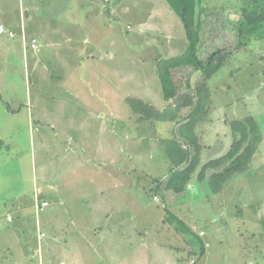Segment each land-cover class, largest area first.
Returning a JSON list of instances; mask_svg holds the SVG:
<instances>
[{"label":"crops","instance_id":"crops-1","mask_svg":"<svg viewBox=\"0 0 264 264\" xmlns=\"http://www.w3.org/2000/svg\"><path fill=\"white\" fill-rule=\"evenodd\" d=\"M139 1L156 4L144 26L155 27L157 40L153 41V47L164 51L163 55L160 51L154 56V81L146 82L144 89L139 90L142 92L139 98L154 102L148 104L160 115L157 119V114L142 117L140 108L129 104L131 97L126 98L128 103L124 104V93H118L124 83L123 64L117 67L116 51L105 50L97 44L99 39H92V29L101 32L112 24L117 26L114 22L118 13L110 8L108 13L105 7L101 8L102 4L108 5L101 0H21L25 5L21 8V23L24 25L34 17L33 27H27L20 35L9 36L15 39V44L9 39L0 41L2 52L8 55L9 48L21 49L22 46L25 52L36 51L28 52L27 61L28 65L36 67L39 78H54L73 91L68 102L57 99L52 109H47L46 115L37 119V125L30 121L34 143L37 147L38 138L40 152L47 155L42 160L45 176L56 183L61 204L67 203V208L58 212L68 214L67 219L46 225L49 238L41 233L36 251L57 250L58 254L65 251L69 264H181L186 258L188 264L192 259L197 260L196 264H204L209 258L210 264H264V131L261 123L255 115L251 117L257 122L261 137L248 170L235 175L221 192L213 193L209 180L221 169H208L203 178L201 172L230 151L234 142V120L243 119L222 117L226 110L223 106H214L208 78L207 108L200 116L179 121L182 116L187 118L192 110L184 97H196V88L204 82L201 72L192 75L191 89L180 87L184 91L175 101L153 100L160 91L164 96L157 61L183 55L188 41L186 32H182V21L171 19L165 0ZM231 2L229 10L222 5L215 6L217 1L214 0H203L198 5L197 19L203 25L202 59L216 50H224L223 67L229 66L238 74L242 67L250 65V76L264 75L263 70L253 69L255 63L264 68V0ZM85 3L94 4L95 12ZM253 3H259L258 7H253ZM259 10L260 23L252 27L247 18ZM220 20L224 28L218 33ZM178 29L183 37L179 36ZM209 30L215 35L214 39L208 38ZM33 40H37L35 48L31 47ZM239 42L243 46L237 47ZM3 57L4 54L0 56ZM240 77L245 82L244 74ZM262 82L264 84V79ZM228 92L224 87L220 93L227 95ZM142 99L138 100L142 102ZM124 106H129L130 113L125 112ZM216 109H221V114L215 113ZM224 123L229 127L224 128ZM145 129L148 134L142 133ZM176 141L182 150L192 154L196 144L201 148L199 163L181 193L160 186L173 170L186 165L178 167L181 155L174 153L180 149ZM236 191L247 199L243 206L232 204ZM38 193L42 194L40 189ZM44 202L48 203L45 200L40 203L36 197L37 211L44 210L41 208ZM13 205L23 207L16 202ZM196 210L202 212L197 220L208 229L193 231L194 226L190 224L197 221L192 219L193 215L196 217ZM228 221H237L239 226L228 232ZM41 222L38 221V226ZM45 236L47 240L42 244ZM11 238L13 242L6 240L1 253L6 255L15 248L23 253L26 243L22 236ZM14 243L18 245L15 247ZM227 243L233 245L228 247Z\"/></svg>","mask_w":264,"mask_h":264},{"label":"rangeland","instance_id":"rangeland-1","mask_svg":"<svg viewBox=\"0 0 264 264\" xmlns=\"http://www.w3.org/2000/svg\"><path fill=\"white\" fill-rule=\"evenodd\" d=\"M214 1H217L215 6L222 5L227 10L231 9V5H233L231 0ZM84 5L89 7V10L93 13L95 12L96 7L94 4L85 3ZM258 5L259 3H253V7H258ZM24 6L21 4V0H0V23L3 24L5 29L14 32L16 35H20V32L27 27L30 29L33 27L34 17L29 21L24 20L27 21L24 25L21 23L20 14L21 11L23 12L21 8ZM155 6L156 4L153 2L149 3L139 0H120L106 6L102 4L101 8L116 10L118 16L114 23H117V26L114 27L112 24L111 27H106L101 32L93 29L91 31L92 39H99L98 45L105 50L116 51L115 65L118 67L123 64L124 83L119 87L118 93H124L125 105L128 103V99L129 104L142 99L139 98L142 94L139 90L144 89L143 85L146 82L154 81V76H156L154 72V56L156 57L160 51V55L164 53V51L160 49L157 51L153 47V41L157 40L155 27L144 26ZM165 6L171 12L170 17L172 20L173 18L180 20L166 0ZM198 12L197 10V16ZM161 13L163 14V9ZM164 14H166L165 11ZM105 16L110 20L108 15ZM221 21H219L220 26L217 28L219 30L218 33H221V29L224 28V22L221 23ZM11 25L13 28H10ZM256 26L257 24L252 25V27ZM95 28L97 27L95 26ZM178 31L179 36L183 37L182 32L185 29H182V32L179 29ZM209 31H207L208 38L214 39L215 35ZM6 39L11 40L15 44V39L10 38L8 34L0 36V41ZM161 39L164 41L163 36ZM207 43L211 42L207 41ZM9 44L14 46L12 43ZM4 46L8 47V44ZM23 48V46L21 49L17 47L10 50L9 48V55L7 52L3 53L0 48V56L4 54V57L0 58V249L3 246L5 247L4 242L6 240L13 242L14 238H11L12 236L21 235V239L26 244L23 246V253L18 248L13 249L10 253L6 252V255L0 251V264H61L62 261L69 264V258L66 257L65 251L62 254H58L57 250H45L41 253L36 251L38 248V236L41 233H48V226L46 227V225H49L51 221L65 220V217L66 219L68 218V214L58 212L67 208V203L61 204V200L57 195L58 188L56 183L53 182L50 176H45V171L42 168L45 164L42 163V160L45 159L43 156L46 157L47 155H42L40 152L38 138L36 147L33 127L30 126L32 125L30 121L37 125V119L46 115L47 109H52V106L58 102L57 99H66L64 101L68 102V96L73 91L69 90L71 88L66 83L56 82L54 78L52 80L47 79V77L39 78L36 67L28 65L27 61V54L31 51L32 53L36 51L30 49L25 52ZM253 62L255 63V60ZM254 65L253 69L264 71V68L260 67L258 63ZM232 70L229 66L222 67L209 79L211 93L214 96V106L216 108L223 106L224 111L226 110V112H222L221 109H216L214 112L218 114L222 112V117L226 115L230 120L235 117L245 120L244 118L248 119L255 115L261 123L262 127L260 128L264 131V88L262 87L264 86L262 82L264 75L260 73L250 76V73H252L250 65L242 67L241 72H238L239 75ZM240 74H244L246 83L240 77ZM184 77L185 75H182V73L178 74L179 86L182 85L180 78ZM53 80L55 81L52 82ZM153 84L156 85L155 82ZM224 87L229 90L227 95L220 93L224 90ZM158 93L157 96H153V100L164 103L166 100L162 92ZM134 97L137 99L133 100L132 98ZM126 98H128L127 103L125 101ZM145 101L143 100L142 102L146 105H149V102L150 104L154 103L151 100L146 101L147 103ZM155 106L159 107L158 105ZM124 107L126 109L125 112L130 113L128 111L129 106ZM155 110L157 111V109ZM155 115V119L160 117L158 112ZM128 116L132 117L131 115ZM237 121L241 120H234V122ZM222 126L224 128L229 127L225 123ZM142 133L148 134V130L145 129ZM262 154H264V147ZM39 189L42 192L41 195L38 193ZM236 193L238 192L233 193L232 204L243 206L247 201L246 197ZM36 197L40 203L43 200L48 202V207L44 208L43 211H37L34 207ZM140 198L143 199V195ZM149 199H147L148 202H150ZM15 202L23 207L20 209L18 205L14 206ZM195 203L199 205L198 202ZM200 214L202 212L198 213V210H196L195 215L197 218L193 215L192 219L197 220L202 216ZM9 217L15 219L13 223L8 222ZM40 220H42V224L38 226L37 223ZM227 224L228 232L239 226L237 221H228ZM190 225L194 226L192 227L193 231L197 230L200 232L208 229L205 224L198 220ZM224 230L225 228L222 227V231ZM148 233L150 234L149 229ZM47 236L49 238V234ZM188 236L190 235L188 234ZM45 237L42 244L47 240V237ZM12 245L16 247L18 244L14 243ZM214 245L217 247L216 243ZM230 245L232 246L233 244L227 243L228 247ZM173 255L177 256L178 254L173 253ZM210 261L211 258L204 264H210ZM239 261H242V259H239ZM181 262V264H188L189 260L186 258Z\"/></svg>","mask_w":264,"mask_h":264},{"label":"trees","instance_id":"trees-1","mask_svg":"<svg viewBox=\"0 0 264 264\" xmlns=\"http://www.w3.org/2000/svg\"><path fill=\"white\" fill-rule=\"evenodd\" d=\"M172 10L180 18L183 23L186 36L187 48L183 55L172 57L169 59H160L157 61V72L160 79L164 98L166 101H175L178 95L185 89H191V77L196 72H201L204 75V82L196 88V97H184L185 103H189L192 108L189 116H183L179 121H184L189 117L200 116L207 108L206 101L209 100V94L206 90V79H210L212 75L217 73L225 64L226 52L224 50H216L205 60L202 59L201 46L203 43L202 23L197 19V8L203 0H166ZM261 10L249 15L247 21L250 25H258L260 23ZM264 14H262V17ZM241 33V34H240ZM242 32L240 30L239 37ZM243 46V43H238L237 47ZM178 70L185 71L180 78L182 90L178 84ZM180 77V76H179ZM204 93V95H203ZM197 98V99H196ZM133 107H139L143 113L144 118H149L155 115L151 106L143 104L141 101L133 102ZM177 107H179L177 105ZM162 117V116H161ZM178 121V122H179ZM234 142L230 151L226 156L215 160L204 167L201 172V177H204L208 169H221V172L214 173L209 180V185L213 193L221 192L226 183L229 182L235 175L243 174L248 170L249 163L258 148L260 141V131L257 122L253 118L237 121L233 123ZM180 148L181 144L176 141ZM179 144V145H178ZM177 147V148H178ZM200 145L196 144L193 148L194 154L188 150L181 148L174 152L181 155V160L178 163L180 167L183 163L186 165L182 168L175 169L167 180L160 183L167 191L174 193H181L184 191L186 183L190 179V174L196 169L199 163ZM181 224V223H180Z\"/></svg>","mask_w":264,"mask_h":264},{"label":"built area","instance_id":"built-area-1","mask_svg":"<svg viewBox=\"0 0 264 264\" xmlns=\"http://www.w3.org/2000/svg\"><path fill=\"white\" fill-rule=\"evenodd\" d=\"M103 3L105 4H110V3H113V2H117V1H120V0H101ZM3 34H8L10 37H14L15 36V33L12 32V31H8L7 29H5V27L3 25H0V35H3ZM31 47L35 48L37 47V40H33L31 42ZM155 200H158V197H155ZM49 204L44 202L42 205H41V208H45L47 207ZM8 220H12V218H8ZM197 260L196 259H192L190 261L189 264H196Z\"/></svg>","mask_w":264,"mask_h":264},{"label":"water","instance_id":"water-1","mask_svg":"<svg viewBox=\"0 0 264 264\" xmlns=\"http://www.w3.org/2000/svg\"><path fill=\"white\" fill-rule=\"evenodd\" d=\"M108 13H109V10H108Z\"/></svg>","mask_w":264,"mask_h":264}]
</instances>
